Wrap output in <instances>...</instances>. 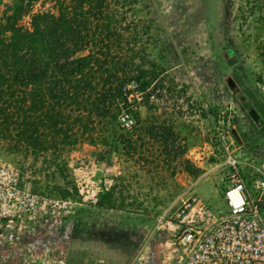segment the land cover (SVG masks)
I'll return each instance as SVG.
<instances>
[{
  "label": "rangeland",
  "instance_id": "374dc122",
  "mask_svg": "<svg viewBox=\"0 0 264 264\" xmlns=\"http://www.w3.org/2000/svg\"><path fill=\"white\" fill-rule=\"evenodd\" d=\"M12 1L0 0V15ZM128 1L136 61L162 68L146 89L131 84L129 105L139 114L134 126L118 130L112 145L85 141L54 162L0 142V155L32 191L58 198L67 189L68 198L82 203L49 239L64 249L66 264H181L179 228L158 217L189 186L213 209L215 223L227 212L223 191L232 172L221 134L230 136L250 192L257 169H264V0ZM48 10L55 11L53 0L33 7ZM29 21L28 15L21 23ZM224 48L233 55L225 59ZM239 94L258 112L257 122ZM110 187L116 207L97 205Z\"/></svg>",
  "mask_w": 264,
  "mask_h": 264
},
{
  "label": "trees",
  "instance_id": "16d2710c",
  "mask_svg": "<svg viewBox=\"0 0 264 264\" xmlns=\"http://www.w3.org/2000/svg\"><path fill=\"white\" fill-rule=\"evenodd\" d=\"M39 1L13 0L0 15V142L54 162L85 141L112 145L125 129L120 115L139 120L127 86L146 89L162 68L136 61L135 26L125 22L130 1L53 0L55 11H33ZM232 55L223 49L225 59ZM116 203L110 187L96 204Z\"/></svg>",
  "mask_w": 264,
  "mask_h": 264
},
{
  "label": "built area",
  "instance_id": "2783aa9c",
  "mask_svg": "<svg viewBox=\"0 0 264 264\" xmlns=\"http://www.w3.org/2000/svg\"><path fill=\"white\" fill-rule=\"evenodd\" d=\"M132 83L127 86L129 102ZM119 117L125 129L134 126L130 114ZM220 140L232 172L223 191L227 212L215 223L213 209L189 186L158 222L178 226L185 253L181 264H264V169H257L250 192L240 160L229 150L230 136L221 134ZM80 204L32 191L22 183L20 169L0 155V264H66L64 249L49 245V239L71 223Z\"/></svg>",
  "mask_w": 264,
  "mask_h": 264
},
{
  "label": "water",
  "instance_id": "95a60500",
  "mask_svg": "<svg viewBox=\"0 0 264 264\" xmlns=\"http://www.w3.org/2000/svg\"><path fill=\"white\" fill-rule=\"evenodd\" d=\"M225 82H226V84L229 86V88L232 91H234V92H238L239 91V86L237 85V83L235 82V80L231 76H227L225 78ZM239 99L243 102V106L248 109L249 108V103H247L245 101L246 97L244 95H242V94H239ZM248 114L253 119V121H255V122L258 121L259 114L253 107L248 109ZM234 133L236 135V132H234Z\"/></svg>",
  "mask_w": 264,
  "mask_h": 264
},
{
  "label": "flooded vegetation",
  "instance_id": "af4514ba",
  "mask_svg": "<svg viewBox=\"0 0 264 264\" xmlns=\"http://www.w3.org/2000/svg\"><path fill=\"white\" fill-rule=\"evenodd\" d=\"M234 93L238 94V93H239V91H238V92H234ZM242 103H243V102H242ZM249 108H251V106H250V105H249ZM249 108H248V109H249Z\"/></svg>",
  "mask_w": 264,
  "mask_h": 264
}]
</instances>
